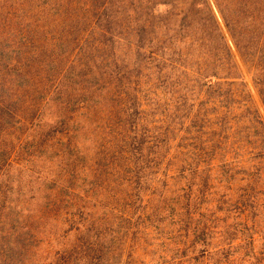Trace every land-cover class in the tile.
Instances as JSON below:
<instances>
[{"label":"trees","instance_id":"trees-1","mask_svg":"<svg viewBox=\"0 0 264 264\" xmlns=\"http://www.w3.org/2000/svg\"><path fill=\"white\" fill-rule=\"evenodd\" d=\"M0 8V264H122L108 188L149 183L197 264H264V0Z\"/></svg>","mask_w":264,"mask_h":264},{"label":"rangeland","instance_id":"rangeland-1","mask_svg":"<svg viewBox=\"0 0 264 264\" xmlns=\"http://www.w3.org/2000/svg\"><path fill=\"white\" fill-rule=\"evenodd\" d=\"M6 2L11 3V0ZM234 53L253 103L264 119V109L253 84L252 73L238 54L235 51ZM154 179V176L149 178ZM108 191L110 195L115 194L111 199L108 220L114 222L113 224L120 223L122 232L128 230L122 264H197L196 256L199 253L194 251L191 242L181 244L188 240L184 237L188 235L183 229H188L191 233L195 221H200L199 217L192 216L190 212L180 213L182 209L170 204V200L166 204L160 202L158 196L166 191L155 183L143 185L141 201L136 200L132 190L125 185L111 186ZM169 196L167 193L166 197Z\"/></svg>","mask_w":264,"mask_h":264}]
</instances>
